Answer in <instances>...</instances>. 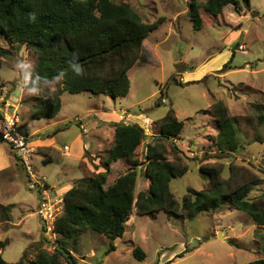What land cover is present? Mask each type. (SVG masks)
<instances>
[{"label":"rangeland","instance_id":"374dc122","mask_svg":"<svg viewBox=\"0 0 264 264\" xmlns=\"http://www.w3.org/2000/svg\"><path fill=\"white\" fill-rule=\"evenodd\" d=\"M114 1L129 3L145 21L165 18L144 39L145 60H138L128 70L130 89L123 97L85 90L64 92L60 96L61 108L54 117L33 118L36 98L45 94L46 88L53 91L59 78L41 87H29L34 81L37 53L22 44L11 46L0 35V47L11 50L10 56L0 57V106L6 107L8 113L18 114L22 133H35L30 137L34 147L32 169L45 178L51 198L57 200L65 188L104 170L102 164L113 143L110 129H103L94 156L84 146V142H96L99 130L93 127L100 118L107 117L100 113L104 107L127 108L122 113L123 120H131L128 114L132 112L137 119L134 123L145 129L147 137L158 131L154 121L163 117L169 106L173 107L184 123L178 141L186 152L182 158L189 166L185 174L170 181L180 203L189 187H206L207 178L200 173L199 164L213 161L224 162L223 178L228 175L226 165L230 159L251 168L262 182L251 190L249 198L264 193V125L257 122L252 107L256 102L264 103V0H250L248 8L238 11L228 4L218 16L203 12L200 30L192 27L187 14L191 0ZM239 44L244 49L240 50ZM15 90L20 94L15 95ZM215 100L224 101L235 120L239 148L234 153H220L216 145L217 127L206 111ZM8 147L17 169L0 171V204L10 206V219H0V245L8 239L0 252L6 261L16 263L24 251L28 252L27 258L33 256V251L28 250L30 244L45 240L43 247L53 252L57 242L56 235L45 230L36 214L44 199L40 189L29 188L27 172L17 151L0 143V150L7 157ZM144 147L145 144L140 145L136 150L140 158ZM168 158L172 156L169 154ZM125 169L123 159L111 164L106 185ZM10 174L13 180H8ZM144 182L140 171L135 194ZM130 217L123 236L114 239L112 251H107L106 235L82 233L73 253L78 264H242L264 256V227L256 233L258 226L251 217L226 202L217 209L199 212L192 219L167 218L163 211L155 218L135 213ZM218 233L222 236L218 237ZM135 246L146 253L143 260L134 257Z\"/></svg>","mask_w":264,"mask_h":264},{"label":"trees","instance_id":"16d2710c","mask_svg":"<svg viewBox=\"0 0 264 264\" xmlns=\"http://www.w3.org/2000/svg\"><path fill=\"white\" fill-rule=\"evenodd\" d=\"M228 4L238 11L248 8L250 0H191L187 14L192 27L202 29L203 12L218 16ZM164 20L160 16L152 22L145 21L129 3L114 0H0V35L11 46L22 44L37 53L34 81L28 86L41 87L59 78L53 91L46 88V93L36 98L31 116L37 119L54 117L61 108L60 96L64 92L85 90L112 98L127 95L128 70L138 60H145L144 39ZM10 54V48L0 47V57ZM76 65L83 66L82 75L76 73ZM252 107L257 122L264 125V103L256 102ZM206 111L217 127L215 141L219 152L234 153L239 140L227 105L215 100ZM154 124L158 132L147 141L138 124L112 123L114 139L102 164L104 170L86 176L63 193L62 211L53 226L57 242L54 251L44 248L42 240L28 246L29 252L33 251L31 258L24 251L16 263L6 261L0 252V264H64L62 258L66 264H78L73 253L85 231L106 235L107 251H112L114 239L123 236L132 213L155 218L163 211L167 218L192 219L197 213L217 209L226 202L247 213L259 233V228L264 227V193L254 198H249V193L262 182L261 176L233 159L226 165V178L222 177L224 162L200 163L199 170L207 178V185L200 190L189 187L180 203L170 181L189 170L182 158L186 152L178 142L184 123L169 106ZM143 144L144 154L140 158L136 150ZM121 159L126 162L125 171L106 185L111 164ZM140 171L146 182L135 194ZM9 211V205L0 204V219L8 221ZM262 239L264 242L263 236ZM7 243L5 239L0 247ZM133 255L138 260L146 257L139 246L133 248ZM242 264H264V256Z\"/></svg>","mask_w":264,"mask_h":264},{"label":"built area","instance_id":"2783aa9c","mask_svg":"<svg viewBox=\"0 0 264 264\" xmlns=\"http://www.w3.org/2000/svg\"><path fill=\"white\" fill-rule=\"evenodd\" d=\"M240 50L244 49L242 44L238 45ZM165 98L162 102H165ZM123 113V112H122ZM0 140L5 142L18 153L21 163L24 165L29 179V188L40 189V195L44 197L36 209V214L41 219L47 232L54 234L53 226L56 217L62 209V197L54 200L50 196V189L46 187V180L32 169V154L34 147L28 141L27 136L18 128V114L0 113ZM68 149V146H64ZM55 235V234H54Z\"/></svg>","mask_w":264,"mask_h":264},{"label":"crops","instance_id":"0c3cea01","mask_svg":"<svg viewBox=\"0 0 264 264\" xmlns=\"http://www.w3.org/2000/svg\"><path fill=\"white\" fill-rule=\"evenodd\" d=\"M225 7V6H224ZM223 7V9H224ZM222 9V10H223ZM242 16L246 17V16H249V13H242ZM149 36V35H148ZM186 74H189V72H186ZM127 108H120V109H114V110H111V109H108L107 107H104L103 111H101L100 113H104L106 114V118L105 119H102L100 118L101 120L98 121L96 124H94V129L96 130H99V133H98V137H97V140L96 142H91V141H88L87 142V145H86V142H84V146L86 147L85 150H88L90 152V155L94 156V151H96V147H98L99 143L101 142V134L103 132V129H106V128H109L110 131H111V141H113L114 139V127L111 126L112 123H115V122H124V123H134V122H137V119H134V115L132 112H130L128 115H131L130 119L133 120H126L128 119L126 117L125 120H123L125 118V116L122 114V112H125ZM0 113H8V111L6 110V107H4L3 105L0 106ZM98 113L97 116L100 114ZM135 120V121H134ZM145 130V129H144ZM158 130V129H157ZM158 131L156 132H150L149 134V137H147V141L151 139V136L156 134ZM34 132H26L24 133L28 140L32 143L33 141L30 140V137L32 135H35V133L33 134ZM34 140V139H33ZM38 139L34 140L37 141ZM179 142V141H178ZM0 143H3L0 141ZM5 143V142H4ZM65 146V145H64ZM9 149V152H10V158L7 157V155L5 156L4 155V150H0V171L1 170H8V171H14L15 169H17L15 163H17V161L15 160L14 158V154L12 153V150L8 147ZM12 155V156H11ZM16 157V155H15ZM14 176L10 174V176H8V180H13ZM71 186H69L70 188ZM67 189V188H65ZM64 189V191H65ZM133 214V213H132ZM131 214V215H132ZM131 219V217H130Z\"/></svg>","mask_w":264,"mask_h":264},{"label":"clouds","instance_id":"9594fccd","mask_svg":"<svg viewBox=\"0 0 264 264\" xmlns=\"http://www.w3.org/2000/svg\"><path fill=\"white\" fill-rule=\"evenodd\" d=\"M75 71H76V73H77L78 75H82L83 72H84V68H83L82 65H76V66H75ZM163 98H164V97H163ZM62 196H63V195H62Z\"/></svg>","mask_w":264,"mask_h":264},{"label":"water","instance_id":"95a60500","mask_svg":"<svg viewBox=\"0 0 264 264\" xmlns=\"http://www.w3.org/2000/svg\"><path fill=\"white\" fill-rule=\"evenodd\" d=\"M15 95H19L20 94V91L19 90H15V93H14ZM218 237H221L222 235L220 234V233H218V235H217Z\"/></svg>","mask_w":264,"mask_h":264}]
</instances>
